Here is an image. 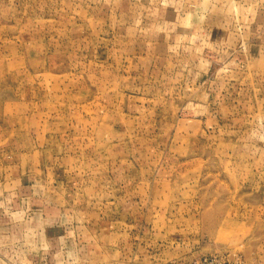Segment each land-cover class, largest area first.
I'll list each match as a JSON object with an SVG mask.
<instances>
[{"label": "rangeland", "instance_id": "rangeland-1", "mask_svg": "<svg viewBox=\"0 0 264 264\" xmlns=\"http://www.w3.org/2000/svg\"><path fill=\"white\" fill-rule=\"evenodd\" d=\"M0 264H264V0H0Z\"/></svg>", "mask_w": 264, "mask_h": 264}]
</instances>
